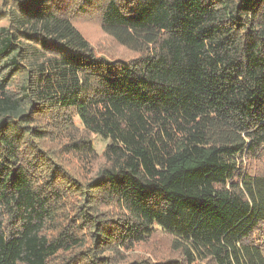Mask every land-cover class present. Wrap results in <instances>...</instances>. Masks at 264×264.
I'll list each match as a JSON object with an SVG mask.
<instances>
[{"label": "trees", "instance_id": "obj_1", "mask_svg": "<svg viewBox=\"0 0 264 264\" xmlns=\"http://www.w3.org/2000/svg\"><path fill=\"white\" fill-rule=\"evenodd\" d=\"M261 159L264 0H0V264H264Z\"/></svg>", "mask_w": 264, "mask_h": 264}, {"label": "rangeland", "instance_id": "obj_2", "mask_svg": "<svg viewBox=\"0 0 264 264\" xmlns=\"http://www.w3.org/2000/svg\"><path fill=\"white\" fill-rule=\"evenodd\" d=\"M76 27L81 31L84 38L99 52H106L114 55H125V51L122 48L118 47L113 40L102 33L96 17L79 18L76 20ZM89 138L91 140V146L96 154V160L94 161L92 167L93 170H95L102 162L101 157L107 141L98 137L90 136ZM252 172L264 174V159H261V161L254 164ZM81 176L89 178L90 175H87L83 170ZM156 250L159 252H156L154 255L159 258L164 256L165 258L176 256V254L169 249L168 240L161 235L156 236L152 242L136 248V250L131 252L129 256H132L133 258H136L137 256L149 257L150 254Z\"/></svg>", "mask_w": 264, "mask_h": 264}]
</instances>
